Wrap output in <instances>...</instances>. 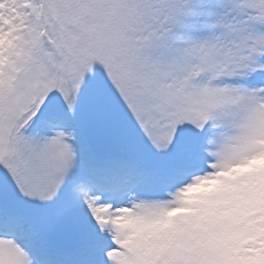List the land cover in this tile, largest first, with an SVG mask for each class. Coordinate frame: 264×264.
<instances>
[{
    "label": "snow or ice",
    "instance_id": "1",
    "mask_svg": "<svg viewBox=\"0 0 264 264\" xmlns=\"http://www.w3.org/2000/svg\"><path fill=\"white\" fill-rule=\"evenodd\" d=\"M0 264H264V0H0Z\"/></svg>",
    "mask_w": 264,
    "mask_h": 264
}]
</instances>
